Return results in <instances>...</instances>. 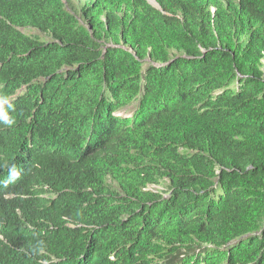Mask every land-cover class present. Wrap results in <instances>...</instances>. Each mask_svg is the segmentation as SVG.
Listing matches in <instances>:
<instances>
[{
  "label": "trees",
  "instance_id": "1",
  "mask_svg": "<svg viewBox=\"0 0 264 264\" xmlns=\"http://www.w3.org/2000/svg\"><path fill=\"white\" fill-rule=\"evenodd\" d=\"M81 1L0 0V264H264V0Z\"/></svg>",
  "mask_w": 264,
  "mask_h": 264
},
{
  "label": "clouds",
  "instance_id": "2",
  "mask_svg": "<svg viewBox=\"0 0 264 264\" xmlns=\"http://www.w3.org/2000/svg\"><path fill=\"white\" fill-rule=\"evenodd\" d=\"M5 103H7L6 99L0 100V120H2L5 124L11 125L14 123V120L10 119L9 116L7 115V111L3 109V104ZM9 107H11V105H9ZM19 177H20V170L17 168L16 165L13 164L8 169V179L3 183L5 184V186H7V184L9 183H14L16 180L19 179Z\"/></svg>",
  "mask_w": 264,
  "mask_h": 264
},
{
  "label": "rangeland",
  "instance_id": "3",
  "mask_svg": "<svg viewBox=\"0 0 264 264\" xmlns=\"http://www.w3.org/2000/svg\"><path fill=\"white\" fill-rule=\"evenodd\" d=\"M74 2L77 5H82V3H83V1H81V0H74ZM22 32H24L27 35L38 36L41 40H46V38L43 35H41L40 33H38L37 31L24 29V30H22ZM133 110H134V105L132 104V105L118 111L116 113V115L129 116ZM149 188L156 190L159 187L158 186H151Z\"/></svg>",
  "mask_w": 264,
  "mask_h": 264
},
{
  "label": "water",
  "instance_id": "4",
  "mask_svg": "<svg viewBox=\"0 0 264 264\" xmlns=\"http://www.w3.org/2000/svg\"><path fill=\"white\" fill-rule=\"evenodd\" d=\"M152 7L161 11L160 6L155 2V0H146Z\"/></svg>",
  "mask_w": 264,
  "mask_h": 264
}]
</instances>
